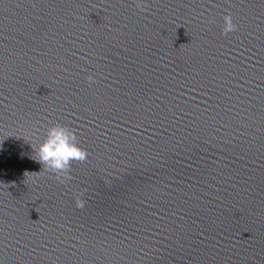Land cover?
Wrapping results in <instances>:
<instances>
[{
	"label": "water",
	"instance_id": "obj_1",
	"mask_svg": "<svg viewBox=\"0 0 264 264\" xmlns=\"http://www.w3.org/2000/svg\"><path fill=\"white\" fill-rule=\"evenodd\" d=\"M0 264H264V0H0Z\"/></svg>",
	"mask_w": 264,
	"mask_h": 264
},
{
	"label": "clouds",
	"instance_id": "obj_2",
	"mask_svg": "<svg viewBox=\"0 0 264 264\" xmlns=\"http://www.w3.org/2000/svg\"><path fill=\"white\" fill-rule=\"evenodd\" d=\"M142 5V0H137V6ZM143 10V8H142ZM237 25L233 22L231 14L223 17V34L235 32ZM89 84L95 83L94 74L90 73L87 77ZM36 161L42 166L56 174L59 180L61 174L67 177L70 168V162L73 160L83 161L87 157V152L81 149L77 143V137L73 131L66 126L53 124L47 127L42 142L35 148ZM61 182H63L61 180ZM84 201L77 198V207H83Z\"/></svg>",
	"mask_w": 264,
	"mask_h": 264
}]
</instances>
